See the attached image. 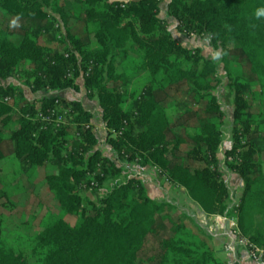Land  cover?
Wrapping results in <instances>:
<instances>
[{"label":"trees","instance_id":"obj_1","mask_svg":"<svg viewBox=\"0 0 264 264\" xmlns=\"http://www.w3.org/2000/svg\"><path fill=\"white\" fill-rule=\"evenodd\" d=\"M75 2L80 5L75 19L92 36L91 48L90 37H78L71 31L72 18L64 11V0H0L4 19H0V130L17 122L18 128L8 134L16 158L29 167H54L46 175L48 190L65 212L79 218L70 225L54 215L48 217L42 231L26 239L32 254L41 264H143L149 238L160 236L161 212L174 207L150 197L143 183L127 174L133 168L148 167L159 168L160 177L185 189L205 214L235 215L240 232L264 248V173L258 138H252L264 125V15L257 16L264 10V0L167 1V18L175 21L178 32L208 40L220 52V63L226 69L231 64L230 48L235 46L254 72V81L231 76L233 145L225 151L223 169L218 167V153L227 115L217 95L200 93L213 88L200 80L209 81L217 74V60L206 59L199 49L178 42L160 17L161 0ZM12 18L21 22L19 41L12 38ZM132 54L138 56L135 75L148 73L150 79L139 94L129 95L134 76L118 73L117 59ZM186 62L191 63L190 69L183 67ZM12 78H19L33 93H79L77 80L82 78L88 97L99 104L100 121L107 131L104 149L96 135L97 116L80 101L45 97L15 112L19 87L1 83ZM186 81L194 85L198 102L207 101L206 111L216 120L191 136L186 156L179 157L181 141L168 139L172 124L154 92ZM256 93L262 110L254 115L247 97ZM129 99L132 103L127 109ZM68 108L72 113L65 125L40 117L49 110ZM2 141L0 133V145ZM229 157L235 162H228ZM3 158L0 148V161ZM186 159L203 161L206 166L192 170ZM232 172L243 181L238 207L224 177ZM92 173L98 174L96 189L106 186V193L97 201L83 194L93 191L82 188ZM122 174L129 177L127 181L118 180ZM170 222L175 235L161 240L160 264H225L217 259L205 227L193 220L203 230L200 233L193 225ZM4 231L0 220V264H30L24 248L15 247L16 240L11 244Z\"/></svg>","mask_w":264,"mask_h":264},{"label":"crops","instance_id":"obj_2","mask_svg":"<svg viewBox=\"0 0 264 264\" xmlns=\"http://www.w3.org/2000/svg\"><path fill=\"white\" fill-rule=\"evenodd\" d=\"M165 14L167 17V4L165 6ZM0 19L4 20L2 12H0ZM11 21L14 22V24L21 26V22L19 20L12 18ZM172 33L182 46L188 49H199L201 55L206 59H214L218 62V58H209L205 55L206 50H213L205 38L200 36L190 37L178 31H174ZM213 51L216 53V56H219L215 50ZM24 67H29V65L27 64ZM142 76L145 79L144 85L146 86L150 76L148 73H144ZM1 83L4 86H9L12 84L19 87V92L15 99V112H18L19 109L26 103L45 97L80 101L88 111H91L95 116L98 117H96L94 121L96 135L99 139L100 149H104L107 131L103 123L100 121L101 112L99 104L97 99L91 100L88 95L85 94L86 90L84 88L83 80L77 81L81 87V90L76 94H73V90L41 91L38 93H33L30 89L22 86L16 78L1 81ZM181 84L174 85L163 91L157 90L154 92V96L165 108L172 124V127L167 134L168 139L171 141H181L177 150V156L185 157L187 151L190 148V137L197 134L205 123L213 122L215 120V115L206 111L207 102L202 100L200 102L195 101V103H197L200 108H203V110H201V112L198 109L193 111L194 108H192L193 115L190 116L188 114V111H191L188 108L189 106H186V104L181 105L176 101L178 100L177 95L180 94H176L175 91L180 87L179 85ZM26 90H28L30 94H27ZM215 95H217L221 101L226 115L231 116L234 110V95L232 92L230 94ZM225 97H227V100L224 99ZM17 128L18 124L14 120L9 125L8 129L1 127L0 130L1 136L3 138L0 148L4 154V158L0 161V220L2 221V224L8 223V221H16L18 225L15 222L14 224L18 230H21L30 237H35L42 231L43 224L48 219V217L54 215V212L59 210L61 207L58 201L54 198L53 193L48 190L46 184V175L48 173L54 172L55 168L51 165H46L43 167H29L22 160L16 158L14 146L12 141L9 139L8 134L9 131L15 130ZM226 129L227 126L225 123L222 129V145L218 153V167L220 169H223L225 151L233 145L232 134L231 132L227 133ZM103 152H106V154L108 153L106 150ZM185 161L192 170L202 169L206 166L205 162L203 161L192 159H186ZM9 162H15L14 164H16V166L21 169L23 172L21 177L11 176L12 179L10 176L7 177L8 173L10 172L8 169ZM130 172H135V174H137L139 173V170L133 168L129 170V174ZM224 177L228 182L232 194L234 196L241 197L243 194V181L239 175L233 172L224 173ZM162 180L163 179L161 177V181ZM143 185L150 197L159 201L165 200L174 207L176 206L177 208H180L182 212L192 216V220L195 221V217H205L209 222V225H212L213 227V230L209 232L211 234L210 240L214 248L215 255L220 262L225 264H259L253 262L244 249H240L239 252L231 255L226 254L223 251V247L233 238L231 234V226L223 220L222 216H210L205 214L200 206L190 199L185 189L177 187L173 184L152 185L146 181H143ZM105 187L95 191H88L86 194L91 200L97 201L106 193Z\"/></svg>","mask_w":264,"mask_h":264},{"label":"rangeland","instance_id":"obj_3","mask_svg":"<svg viewBox=\"0 0 264 264\" xmlns=\"http://www.w3.org/2000/svg\"><path fill=\"white\" fill-rule=\"evenodd\" d=\"M168 0H161V14L160 17L163 18L165 20V24L166 27L174 32L177 31V27H176V23L175 21L169 19L166 17L165 14V6L167 4ZM65 3V7H64V11L66 12L68 17H71L72 20L69 22V25H71V31L73 32V34H75L78 37H90V48L94 46V42L92 40V36H90V33L87 29H85L81 24H78L75 17L78 15V13L80 12V5L78 3L75 2V0H64ZM0 12H2L0 10ZM58 19L60 20L58 22L59 26H63V21L61 20L60 16H58ZM81 26V27H80ZM10 31L13 32L12 34V38L15 41H19L21 35L23 34L22 30H21V26L14 24V22L10 21ZM64 31V30H63ZM66 32V31H65ZM208 41V40H207ZM69 44L68 46H70L71 49H73V46L71 45L70 41H67ZM209 42V41H208ZM219 54V56H216V53L213 50H206L205 55L208 56L209 58H218V72L217 74L213 75L211 77V79L208 80H200L201 84L203 86L205 85H211L213 88L210 90H202L200 93L201 94H206L208 92L214 93V94H230L232 92V90L229 87L230 81H231V76L235 77L238 75H241L243 77H245L248 80L254 81L255 75L254 72L251 70L250 66L248 65L243 53L237 49L235 46H231L230 48V57L229 60L231 61V64L229 66L228 69L225 68L223 63H220L221 60V55L220 52H217ZM138 56L135 54H132L130 56H127L126 58L122 59V58H118L117 59V71L118 73H122L125 72L126 74H129V76L133 77L132 81H131V85L129 86V95H131L132 93L135 94H139L143 88H144V84H145V79L144 77L141 75H135V70H134V64L137 62ZM183 67L190 69L191 67V63H183ZM24 68V67H22ZM19 79V78H17ZM78 80H82V78H79ZM77 80V81H78ZM180 87L175 91L176 94H180L177 95V102H179V104L183 105L186 104V106H189V110L188 114L190 116L193 115L192 113V108L193 111L195 109H198L200 112L201 110H203V108H200L197 103H195L196 100V94L194 92V85L189 82L186 81L185 83H182L181 85H179ZM27 94H30L28 92V90H26ZM73 94H76V92ZM84 94V93H82ZM85 94L87 95V92H85ZM233 94V92H232ZM181 97V98H180ZM249 100V103L251 105L250 108V112L254 115L259 114V112L262 110L261 108V104H260V97L259 94H254V96H248L247 97ZM91 99V98H90ZM225 100H227V97L224 98ZM92 100V99H91ZM206 101V100H204ZM207 102V101H206ZM132 100L129 99L127 104H126V108L129 109L131 106ZM186 111V110H183ZM215 120H216V116H215ZM214 120V121H215ZM232 116H226V118L224 119V122L226 123L227 126V133L232 134ZM231 126V127H230ZM223 129V128H222ZM259 134H255L252 138H258V142H257V147L258 150L261 154V171L264 173V125H261L259 128ZM70 138H72L74 136V128H72V130L70 131ZM106 154V152L104 153ZM15 162H9V170L10 172L8 173L7 177H21L23 175V172L21 171V169L19 167L16 166V164H14ZM148 168L145 169H139V173L135 174V172H130V174L127 172V174H129V177H134L137 178V180H140L142 183L143 181L148 182L149 184L151 183L152 185H160V184H170V183H166L164 180L161 181V177L157 174L154 173L153 171L147 170ZM129 171V170H128ZM125 174H122L121 176H117L118 180H123V181H127ZM12 179V177H11ZM163 179V178H162ZM162 182V183H161ZM109 185V183L107 184ZM95 190H99V189H94ZM84 195L87 196L86 193H83ZM237 199L240 197H236ZM166 210V211H164ZM1 212V210H0ZM54 217L55 219L58 220H62L65 221L66 223L70 224V225H75L78 223L79 218L76 215L73 214H69L67 212H65L61 207L59 210L54 212ZM171 220L177 222L180 221L182 223H187L190 226H194L195 230L203 233V230L199 229L198 226H195L193 224V220H192V216L188 215L187 213H184L180 210V208L175 207H166L165 209H163V211L161 212L160 216H159V231H160V236H151L148 240V244L146 247V251L143 255L144 258V262L143 264H160L161 263V259L163 257V250L161 248L160 242L163 238H170L173 237L175 235L174 233V225L170 222ZM201 219H199L198 217H195V221L197 222V224L205 227L209 232H211V230H213L212 225H207V223L209 224V222L207 223H201L200 221ZM16 223V221H14ZM14 222L12 221H8V223L3 224V227L5 228L4 234L5 237L7 238V240L10 241L11 244H13V242L16 240L17 243L15 245V247H22L25 250V256L28 259L30 264H41L39 263V257L37 255L32 254L31 252V248L29 246V243H27L26 239H30L33 237H30L28 235H26L24 232H22L21 230H18V228H16ZM17 224V223H16ZM18 225V224H17ZM30 227V226H29ZM21 229V228H19ZM21 248V249H22ZM224 248V247H223ZM224 251V249H223ZM225 252V251H224ZM226 253V252H225ZM228 254V253H226Z\"/></svg>","mask_w":264,"mask_h":264},{"label":"built area","instance_id":"obj_4","mask_svg":"<svg viewBox=\"0 0 264 264\" xmlns=\"http://www.w3.org/2000/svg\"><path fill=\"white\" fill-rule=\"evenodd\" d=\"M69 76H72L70 74ZM9 99H6L8 101ZM72 113L71 109H61V110H49L48 115H41L40 117L42 118L43 121H48L50 118L55 119V123L57 126L60 125H65L66 122V117L70 116ZM228 162H235L234 157H229ZM147 170L153 171L154 173H157L159 176L162 174L161 170L157 167H148ZM97 173H92L90 177V182L85 183L82 185L83 189H89V190H94L99 186V183L96 179ZM103 176V175H101ZM163 180L166 183H169L167 178L165 176H162ZM234 196V195H233ZM237 196L233 197V203L236 205V207L239 206V198H236ZM225 222H227L231 226V234H232V240L224 246V251L228 254H235L240 251V249H244L246 253L248 254L249 258L259 264H264V248L257 246L253 243H251L247 237H245L239 230L237 226V220L236 216L232 217H222ZM201 219V223H207V219L205 217L199 218ZM207 225H209L207 223Z\"/></svg>","mask_w":264,"mask_h":264},{"label":"clouds","instance_id":"obj_5","mask_svg":"<svg viewBox=\"0 0 264 264\" xmlns=\"http://www.w3.org/2000/svg\"><path fill=\"white\" fill-rule=\"evenodd\" d=\"M261 15H264V10H260V11L257 12V16L258 17L261 16Z\"/></svg>","mask_w":264,"mask_h":264}]
</instances>
